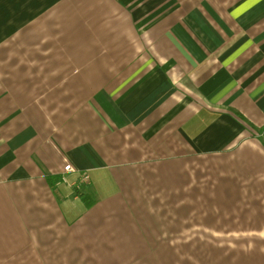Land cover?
Returning a JSON list of instances; mask_svg holds the SVG:
<instances>
[{"label":"crops","instance_id":"crops-1","mask_svg":"<svg viewBox=\"0 0 264 264\" xmlns=\"http://www.w3.org/2000/svg\"><path fill=\"white\" fill-rule=\"evenodd\" d=\"M0 264H264V0H0Z\"/></svg>","mask_w":264,"mask_h":264},{"label":"built area","instance_id":"built-area-1","mask_svg":"<svg viewBox=\"0 0 264 264\" xmlns=\"http://www.w3.org/2000/svg\"><path fill=\"white\" fill-rule=\"evenodd\" d=\"M63 173H74V170L72 167H70L69 165H66L64 168H63ZM62 182H64L63 178L61 180ZM79 184H83V185H88L89 184V181H88V177L87 175H81L79 180H78ZM70 186L72 187H75L76 189H79V186H77L76 183H72L70 184Z\"/></svg>","mask_w":264,"mask_h":264}]
</instances>
